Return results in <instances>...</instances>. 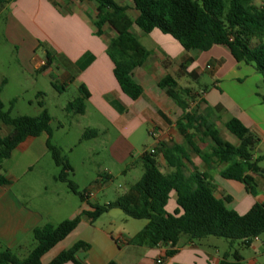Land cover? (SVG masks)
<instances>
[{
    "label": "crops",
    "instance_id": "1",
    "mask_svg": "<svg viewBox=\"0 0 264 264\" xmlns=\"http://www.w3.org/2000/svg\"><path fill=\"white\" fill-rule=\"evenodd\" d=\"M115 1L137 12L130 0ZM95 8L94 3L69 0H6L0 6V15L5 14V44L14 48L16 63L22 72V80L15 86L10 76L0 72L2 101L5 105L4 96L8 98V110L11 113L18 99L25 94L38 97L42 93L37 75L48 78L53 87L75 85L79 92L80 87H85L89 97L85 113L79 117L88 121L82 126V137L86 131L96 133L91 142L107 137L110 159L119 167L125 166L122 173L126 174L130 158L135 162L140 160L145 150H155L157 161L161 160L158 161L159 167L164 170L161 171L168 173L171 170L162 157V145L184 143L176 126L182 111L158 86L165 77L172 76L180 87L192 90L196 96L195 100L190 101L192 112L198 110L202 113L206 106L219 108L214 119L218 129L220 126L225 127L230 118H238L259 139L254 160L264 156V103L252 99L261 97L257 92L244 96L242 89L248 80L262 77L253 66L237 63L226 46H214L207 52H188L171 36L159 30L145 34L140 28L136 30L134 25L132 32L150 51V57L135 72V79L142 86L143 94L138 100L132 101L118 84L114 63L107 55V47L116 33L110 26H105L103 36L96 35ZM42 42L46 47L43 57L40 53ZM187 61L190 63L182 68ZM204 76L211 80L210 86L202 85ZM200 101L206 104L198 108ZM28 104L32 106V100ZM19 116L35 117L29 114ZM0 128L4 132V128L8 130L6 134H0L2 137L11 132L1 123ZM59 128L64 130L65 125L60 124ZM150 138L153 140L151 150L147 147ZM49 140L52 142V136L47 133L28 137L3 165V173L9 184H0V252L10 250L17 254L26 249L28 244H33L32 233L36 228L45 224L58 225L83 212H93L94 205H100L98 193L113 178L109 170L106 176L92 175L89 188L83 190L92 196L68 207L57 204L56 208L47 206L41 210L30 206L16 192L17 186H21V193L30 194L32 183L26 184L24 181L30 176L38 179L44 175L58 184V166L48 149ZM226 141L235 146L240 144L238 139ZM196 142L203 152L210 151L211 145L202 147L198 139ZM190 158L191 163H186L188 171L196 168L199 173L210 177L218 198L231 197L229 204L244 205V209H250L256 203L264 204V176L254 175L257 188L256 195H252L244 184L221 177L220 171L225 165L215 163L209 169L200 155L193 153ZM70 165L76 177V166L71 162ZM48 187L44 186V193H49ZM54 187L53 190L59 193V200L61 194H68L62 187ZM125 216L121 210H112L93 224L84 218L70 236L43 257V264H49L61 252L69 250L78 242L91 246L90 250L77 253L76 259L80 264H109L112 261L116 264H220L227 254L210 237L193 242L188 236H183L173 256H168L169 247L166 245L155 248L133 245L131 239L146 224L129 227L130 221ZM261 242L263 248L260 251ZM245 248L252 254L245 255L241 264H264V242L261 237Z\"/></svg>",
    "mask_w": 264,
    "mask_h": 264
},
{
    "label": "trees",
    "instance_id": "2",
    "mask_svg": "<svg viewBox=\"0 0 264 264\" xmlns=\"http://www.w3.org/2000/svg\"><path fill=\"white\" fill-rule=\"evenodd\" d=\"M69 1L95 4L94 24L98 37L103 36L105 26L115 31L116 37L109 43L107 55L114 63L118 84L132 101L143 94L142 86L135 79V72L150 57V51L132 32L134 25L145 34L159 30L178 41L188 52H207L214 46H226L237 63L253 66L264 79V5L256 6L253 0H130L133 9L139 13L135 20L129 15L132 8L115 0ZM5 2L0 0V6ZM189 63H184L182 68ZM158 86L182 111L176 126L184 143L162 145V157L171 171H161L156 151L151 153L145 150L140 159L144 173L128 191L109 204L94 205L93 212H83L58 225L45 224L36 228L32 233L34 248L28 256L20 260L15 253L6 250L0 252V264H43V257L70 236L84 218L93 224L112 210H121L133 220L147 221L146 226L131 239V244L148 248L166 245L169 247L168 256L177 253L183 236H188L193 242L209 237L224 238L231 242L240 241L245 247H250L254 240L264 235V204L256 203L243 214L228 208L231 197L218 198L210 177L199 173L196 168L189 172L186 164L191 163L190 155L194 153L200 155L209 169L215 163L225 165L220 171L222 178L242 183L250 194L256 195L254 175L264 176V170L259 166L264 156L254 160L259 139L234 117L225 123V127L240 144L235 146L229 143L221 137L214 121L219 108L206 106L202 113L198 110L192 112L190 101L195 100L196 96L192 90L180 87L172 76L165 77ZM55 88L60 89L58 86ZM2 91L1 85L0 123L11 128V132L4 137L0 135V184L8 185L9 181L3 173L4 163L28 137H37L42 133L51 137L52 117L43 101L38 103L42 109L39 116L13 117L10 110L6 111ZM80 93L81 96L67 106L68 112L77 115L85 113L89 93L85 87H80ZM42 96L44 94L40 93L38 98ZM261 99L264 103V95ZM203 104L206 103L200 101L198 108ZM94 134L93 131H86L82 140L92 139ZM196 139L202 144L211 145L210 151L203 152ZM48 149L56 165L61 168L56 180L65 183L70 192L85 201L86 193L79 192L70 179L73 168L62 158L61 150L50 140ZM174 194L177 208L169 213L167 208ZM90 248L89 244L78 242L49 264H80L76 259L77 253ZM242 261L239 253H227L220 264H241Z\"/></svg>",
    "mask_w": 264,
    "mask_h": 264
},
{
    "label": "rangeland",
    "instance_id": "3",
    "mask_svg": "<svg viewBox=\"0 0 264 264\" xmlns=\"http://www.w3.org/2000/svg\"><path fill=\"white\" fill-rule=\"evenodd\" d=\"M122 1V0H120ZM129 1V0H128ZM256 6H263L264 0H253ZM228 8V6H227ZM130 17L135 20L138 16L137 12L132 9L129 11ZM4 15H0V72L11 77L13 85H17L18 81L22 80V72L18 63H16V52L14 48L7 46L5 44L3 36L4 28ZM137 30L138 27L135 26ZM134 31V30H133ZM255 41H253V45ZM45 44L41 43V56L43 57V51L45 49ZM259 78H252L248 80L243 86L244 96L250 92H257L259 95H264V81L261 76ZM38 87L40 88L44 96L38 98L30 94H25L20 99L15 106V110L12 112L13 117H17L20 114L29 115H40L42 109L39 107L38 103L40 101L45 102V108L50 113L52 117L51 129H52V144L54 146L60 145L62 148L61 155L62 158L66 159L69 163L71 162L76 166L77 176L75 177L73 173H70V179L77 185L79 192L83 193L85 188H89V180L92 175L97 176L103 174L106 176L107 170L111 171L113 178L110 183L101 189L97 195V200L100 205L104 206L108 201H115L120 195H122L126 190L131 188L136 182L142 177L144 173V165L141 160L133 161L131 157L128 163V169L126 174L122 173L125 166L119 167L112 163L109 154V143L107 137L100 139L96 142H91L89 140H82V126L88 121L82 120L79 115L73 114L66 110L70 103H74L80 96L78 88L75 85H68L65 89H57L52 86L50 80L44 76L37 75ZM211 80L208 76H204L202 79V85L210 86ZM253 100L260 101L262 99L260 96L258 98L253 97ZM32 100L33 105L29 106L28 101ZM6 111L9 109L8 98L4 96ZM86 106V103H85ZM75 118V120H72ZM227 120V119H226ZM71 123V125H69ZM60 124L65 125V129L59 128ZM81 127V129H80ZM7 132V128H4ZM11 131V128L8 127ZM7 130V131H6ZM220 134L223 139L230 141H237L236 137L230 134L225 127L220 126ZM0 128V134H6ZM82 142V143H79ZM153 145V140L148 139L147 147L151 150ZM202 147H206L205 144L200 142ZM151 152V151H149ZM160 162L161 160L158 159ZM260 167L264 168V162L260 164ZM58 174L61 172V168H56ZM161 170H163L161 168ZM164 171V170H163ZM36 177L30 176L24 183H32V190L30 194L21 193V186L16 187V192L21 196L22 200L34 208H39L45 210L47 206L56 208L61 205L62 207L70 206L72 203L81 202L78 195L70 192L68 186L65 183L58 182V184L52 182L50 179L41 177L35 179ZM34 180V181H33ZM48 185L49 193H44V186ZM62 187L63 190L68 191L67 195L61 194V200L58 199V192L53 190L54 186ZM234 196V195H233ZM229 208L236 210L240 213H246L249 209H244V205L229 204ZM174 207L177 208L175 194L172 195L167 211L169 213L174 212ZM131 225L142 226V224H147L145 220H133L125 216ZM122 226V225H121ZM212 241H216L222 249L231 254L239 253L242 257L247 254H252L248 251L240 241L231 242L230 240L224 238L210 237ZM261 240L264 242V235L261 236ZM34 243V241H32ZM260 251L263 248L262 242L259 244ZM34 248V244H28L26 249L19 251L16 256L23 260L29 254V252Z\"/></svg>",
    "mask_w": 264,
    "mask_h": 264
},
{
    "label": "built area",
    "instance_id": "4",
    "mask_svg": "<svg viewBox=\"0 0 264 264\" xmlns=\"http://www.w3.org/2000/svg\"><path fill=\"white\" fill-rule=\"evenodd\" d=\"M151 153H154V150H152ZM91 196H92V194H90V193H87V194H86V198H87V199L90 198Z\"/></svg>",
    "mask_w": 264,
    "mask_h": 264
}]
</instances>
